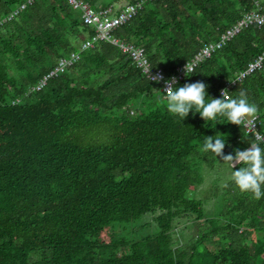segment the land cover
<instances>
[{
	"label": "trees",
	"instance_id": "obj_1",
	"mask_svg": "<svg viewBox=\"0 0 264 264\" xmlns=\"http://www.w3.org/2000/svg\"><path fill=\"white\" fill-rule=\"evenodd\" d=\"M26 1L0 0V264H264V197L241 194L232 168L201 151L218 133L225 155L264 148L255 133L220 117L205 126L199 114L173 116L161 84L108 41L35 90L95 29L68 0H34L8 19ZM79 1L117 11L137 0ZM258 8L264 0H152L114 36L169 77ZM262 53L264 27L243 29L177 86L203 82L207 99L244 90L264 136V66L228 86ZM204 169L221 197L212 217L196 198ZM147 214L117 237L116 225ZM151 222L156 232H144Z\"/></svg>",
	"mask_w": 264,
	"mask_h": 264
},
{
	"label": "clouds",
	"instance_id": "obj_2",
	"mask_svg": "<svg viewBox=\"0 0 264 264\" xmlns=\"http://www.w3.org/2000/svg\"><path fill=\"white\" fill-rule=\"evenodd\" d=\"M186 75L194 71L191 63H187L183 69ZM189 76V75H188ZM162 74L150 75V80L160 83ZM162 99L165 100L167 110L175 117L185 120L190 113L199 114L205 121L215 122L218 117L223 118L228 124L248 127L250 119L255 117L258 106L250 103L247 93L239 89L236 98L227 89L221 91L222 98H208L207 85L203 82L187 83L178 87L175 77L164 81ZM250 147L245 150H235V155L224 154L226 142L221 139V134L215 137H205L201 151L213 153L221 158L232 168V182L241 194H249L252 199L260 200L264 197V148L260 143H249ZM236 165H241L239 170H233Z\"/></svg>",
	"mask_w": 264,
	"mask_h": 264
},
{
	"label": "built area",
	"instance_id": "obj_3",
	"mask_svg": "<svg viewBox=\"0 0 264 264\" xmlns=\"http://www.w3.org/2000/svg\"><path fill=\"white\" fill-rule=\"evenodd\" d=\"M34 0H27L25 4L21 5L18 9H16L13 13L10 14L8 19L14 18L21 11H23L27 5L33 3ZM152 0H137L132 4H128L124 6L119 11H115L114 6H109L105 9L96 10L89 3L82 2L79 0H68V2L77 10L81 11L82 18L84 23L88 26H91L95 29L94 35H92L89 39H87L77 52H73L68 57H63L59 60L54 69H52L49 73H47L35 90H41L47 84V82L55 78L67 71L69 67L74 65L80 59L81 53L89 48H92L95 43L100 41H108L113 45L119 47V49L126 54L136 65L138 69H140L141 73L150 80L151 76H156L158 74H162L163 80L159 83L162 86V92L164 90V81L169 80L172 77H175L178 81H182L187 75L183 71L185 65L189 62L193 65L194 71L195 69L202 64L204 61L209 59L214 53L221 50L225 47L230 41H232L243 29H247L250 27L258 26L264 27V12L261 8L257 10L246 13L244 17L239 20L235 25L228 28L217 40L216 42H211L205 44L188 62L179 66L176 69V72L171 76H167L162 68H156L152 65L148 56L146 55L145 49L142 47H138L132 43H129L125 40H122L118 37L114 36V31L129 21H131L140 10H142L145 4ZM6 21L0 22V26ZM264 66V53L259 55L253 62L248 65L247 70L240 72L235 80H232L228 83V86L234 85L238 81H242L248 75L254 73L257 70L262 69ZM193 71V72H194ZM190 72L189 74L193 73ZM188 74V75H189ZM151 82H155L154 80H150ZM156 83V82H155ZM166 94L165 92H163ZM250 119V124L246 127L248 133H255L256 138L261 140L264 143V136L257 133V119L258 117H252Z\"/></svg>",
	"mask_w": 264,
	"mask_h": 264
},
{
	"label": "rangeland",
	"instance_id": "obj_4",
	"mask_svg": "<svg viewBox=\"0 0 264 264\" xmlns=\"http://www.w3.org/2000/svg\"><path fill=\"white\" fill-rule=\"evenodd\" d=\"M122 5L127 4V2H122ZM118 6V4H117ZM203 173H205L206 178H205V182L203 184H201L199 186V188L196 190V198L203 200L204 202V209H205V213L207 217H212L214 216L220 209V198L221 197H213L212 193H213V184L211 183V178L213 176L212 172H210L208 169H204ZM152 214H147L146 216L142 217L137 224H131L128 226L125 225H116L117 229L116 232L117 235H121V236H117L118 238H121L123 235H125L126 237L131 236V233L128 232V229H124V227L129 228V231H132L133 228H138V225H141L142 223H146L149 222L152 218ZM191 225V224H188ZM186 226V225H185ZM115 227V228H116ZM118 228H120L118 230ZM123 228V229H122ZM180 231L176 232L175 231V235L176 237H179V235L182 233L183 234V221L181 226L179 227ZM140 230V229H139ZM138 230V231H139ZM193 231V228L191 226H188V229L186 230V239H188L189 234ZM144 232L153 234L156 232V226L153 222L149 223L148 226L146 227V229L144 230ZM129 233V234H128ZM183 238V237H182Z\"/></svg>",
	"mask_w": 264,
	"mask_h": 264
},
{
	"label": "crops",
	"instance_id": "obj_5",
	"mask_svg": "<svg viewBox=\"0 0 264 264\" xmlns=\"http://www.w3.org/2000/svg\"><path fill=\"white\" fill-rule=\"evenodd\" d=\"M122 6H123V5H122ZM120 7H121L120 5H118V6L116 5L117 11L120 10V9H122L124 6H123L122 8H120ZM114 8H115V6H114ZM119 8H120V9H119Z\"/></svg>",
	"mask_w": 264,
	"mask_h": 264
}]
</instances>
